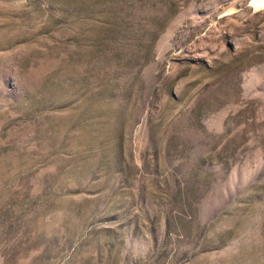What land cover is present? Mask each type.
I'll return each mask as SVG.
<instances>
[{
	"label": "rangeland",
	"instance_id": "1",
	"mask_svg": "<svg viewBox=\"0 0 264 264\" xmlns=\"http://www.w3.org/2000/svg\"><path fill=\"white\" fill-rule=\"evenodd\" d=\"M170 2L0 0V264H264V9Z\"/></svg>",
	"mask_w": 264,
	"mask_h": 264
},
{
	"label": "water",
	"instance_id": "2",
	"mask_svg": "<svg viewBox=\"0 0 264 264\" xmlns=\"http://www.w3.org/2000/svg\"><path fill=\"white\" fill-rule=\"evenodd\" d=\"M184 1L185 0H181L179 2L180 3H184ZM179 2L177 0H171L170 5H171V7H172L173 10L178 7V3ZM156 12H157V14H160V21L157 22V24H155V25H149L147 27V29L151 30L155 34L160 31L162 25L165 23V21L167 19V15H165L163 12H160V11H156ZM133 20L136 22L137 20H144V19L142 18V15L135 14V16L133 17ZM151 39H152V36H151ZM143 59H144V56H142V58L140 59L139 63L137 64L136 68H138L140 66V64H141V62H142Z\"/></svg>",
	"mask_w": 264,
	"mask_h": 264
},
{
	"label": "bare ground",
	"instance_id": "3",
	"mask_svg": "<svg viewBox=\"0 0 264 264\" xmlns=\"http://www.w3.org/2000/svg\"><path fill=\"white\" fill-rule=\"evenodd\" d=\"M250 6L253 10L264 9V0H250Z\"/></svg>",
	"mask_w": 264,
	"mask_h": 264
},
{
	"label": "trees",
	"instance_id": "4",
	"mask_svg": "<svg viewBox=\"0 0 264 264\" xmlns=\"http://www.w3.org/2000/svg\"><path fill=\"white\" fill-rule=\"evenodd\" d=\"M111 101H112V103H113V99H110V98L107 99V102H108V103H111ZM106 104H107V103H106Z\"/></svg>",
	"mask_w": 264,
	"mask_h": 264
}]
</instances>
